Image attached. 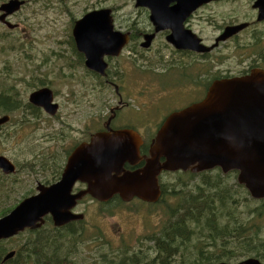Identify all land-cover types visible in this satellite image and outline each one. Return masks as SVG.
I'll return each instance as SVG.
<instances>
[{"label": "rangeland", "instance_id": "374dc122", "mask_svg": "<svg viewBox=\"0 0 264 264\" xmlns=\"http://www.w3.org/2000/svg\"><path fill=\"white\" fill-rule=\"evenodd\" d=\"M98 3L114 10L116 30L132 16V0H30L21 16L10 20L11 24H18L16 31L0 25V94L9 90L8 94L18 105L14 112L0 113V116L4 114L11 118L0 129V156L9 159L16 167L12 176H4L0 172V208L11 209L24 196L35 194L37 184L55 182L56 171L50 164L59 162L63 167L66 153L98 131L105 120V113L115 105L114 91L97 74L81 65L74 66L68 49L71 45L68 33L74 25L69 13L79 19L77 12ZM157 50L154 48L139 55L138 61L129 66L124 52L122 57L111 63L108 73L126 86L134 80L132 76H137L136 82L144 87L150 78L154 81L163 77L164 65L158 66L157 59L165 52ZM143 77L146 81L140 80ZM43 87L50 89L58 102L59 113L55 117H49L39 109L32 113L26 107L29 94ZM125 99L134 109L137 108L128 97ZM144 99L145 96L141 95L138 112L133 113L129 107L121 111L119 119L127 115L130 119L138 117L140 126L149 124L153 117L148 116L147 108L143 110L140 102ZM136 130L140 132L139 128ZM153 133L142 134L146 142ZM192 176L187 172L161 174L159 184L167 191L161 203L148 204L134 199L129 203L103 204L85 197L74 210L82 214L84 220L68 229L75 233L74 236L67 230L52 233L58 242L56 247L70 255L75 264H114L119 257L131 255H142L147 259L155 255L154 249L149 248L153 245L152 237L169 222L170 211L176 207L179 195L215 180L221 181L222 187L237 191V220L245 228L255 225L254 231L264 242L261 202L253 201L245 189L238 188L236 173L224 175L214 170L204 176ZM228 211L218 204L216 226L210 228L204 223L196 226L192 241L183 253L191 254L192 259L200 250H205V255H221L223 260L213 264H236L247 259L249 256L245 255H249L251 238L246 237L250 232L240 231L236 236ZM45 227L53 228L50 223ZM230 232L235 237H230ZM28 237L31 236L24 232L2 242L0 247L20 250ZM260 250L264 256V248ZM223 251L227 253L223 254ZM260 262L264 264V259Z\"/></svg>", "mask_w": 264, "mask_h": 264}, {"label": "water", "instance_id": "95a60500", "mask_svg": "<svg viewBox=\"0 0 264 264\" xmlns=\"http://www.w3.org/2000/svg\"><path fill=\"white\" fill-rule=\"evenodd\" d=\"M264 2V0H263ZM19 7L10 2L1 7L7 14ZM158 21V19H154ZM12 29L15 26L4 21ZM77 50L85 58V68L101 77L106 75L105 58L118 57L127 44L126 35L113 30L110 10L86 14L72 27ZM152 36H145L141 47L150 46ZM201 46V45H200ZM186 48L207 49L187 45ZM48 88L28 96V102L53 116L57 105ZM10 117H0V127ZM141 140L132 130H107L94 133L89 142L77 145L66 159L59 181L37 185L36 193L21 200L0 217V241L25 230H36L49 216L54 228L83 219L71 210L84 196L106 203L114 196L124 202L137 199L154 204L161 196L159 176L163 172L193 174L220 169L222 174L237 173V184L254 200L264 199V72L215 81L205 97L169 115L148 148L140 156ZM128 165L131 169H126ZM0 171L15 174V165L0 156ZM85 185L72 193L76 183ZM15 252H8L2 262ZM231 264V263H218ZM236 264H263L247 258Z\"/></svg>", "mask_w": 264, "mask_h": 264}, {"label": "flooded vegetation", "instance_id": "af4514ba", "mask_svg": "<svg viewBox=\"0 0 264 264\" xmlns=\"http://www.w3.org/2000/svg\"><path fill=\"white\" fill-rule=\"evenodd\" d=\"M132 1V16L124 21L119 30H116L113 24V30L126 35L127 44L118 57L105 58L108 68L102 80L114 91L116 101L115 105L112 104L114 106L108 109V113H105V120L96 132L132 130L140 136V156H148V148L165 119L201 101L215 81L246 76L254 70L264 72V2L263 0ZM10 2H14L19 7L4 18V21L11 24L10 20L20 17V13L27 7L30 0H0V9ZM99 10H110L112 21H114V10L106 6L102 7L101 3L85 6V10L77 12L76 15L81 19L86 14ZM3 14L4 11H0V17ZM69 14L74 23L79 20L73 13ZM4 21H0V25L6 29L16 31L18 28V24H14L15 27L10 29ZM68 35L71 40V45L68 47L70 60L74 66L85 67V58L77 50L72 31ZM145 36H152L148 48L141 47ZM187 45L207 50H192L186 48ZM154 48L158 49L157 52L159 50L165 52V55H160L157 59L158 66L164 65L162 78L154 81L150 78L146 81L143 77L140 80L146 81L144 87L136 82L137 76H132L135 81L133 80L129 86H126L124 82L119 84L111 78L108 69L113 61L122 57L124 52L127 53L126 62L129 66L130 63L134 64L138 61L139 55ZM141 95L146 98L140 102L144 107L143 110L147 108L148 116L153 117L149 120V124L140 126L138 117L130 119L127 115L119 119L121 111L129 107L133 113L140 110ZM125 97H128L130 102L132 100L137 108L134 109L132 105H129ZM52 102L57 105V111L50 117H55L59 113V105L54 95ZM30 107L45 113L41 108L33 105ZM136 128H139L141 133ZM149 133L153 135L146 142L142 134ZM90 136L82 142H88ZM79 144L66 153L64 162ZM125 167L128 168L127 165ZM55 171L59 179L62 169L59 175L56 168ZM84 187L85 185L77 183L72 193ZM75 209L76 207L72 211Z\"/></svg>", "mask_w": 264, "mask_h": 264}, {"label": "trees", "instance_id": "16d2710c", "mask_svg": "<svg viewBox=\"0 0 264 264\" xmlns=\"http://www.w3.org/2000/svg\"><path fill=\"white\" fill-rule=\"evenodd\" d=\"M5 92L6 93L4 94H0V113L7 114L18 110V105L16 103L17 101H15L8 94L9 90ZM26 107H28V110L32 113L37 111L36 108L30 107L29 105ZM50 165L57 169L59 175L61 164L59 162H52ZM214 170L220 171L219 169ZM214 170H211L210 172ZM187 173L193 177V174L189 172ZM206 173L207 172H204L198 175L204 176ZM238 188L244 190L242 186H239ZM205 189L214 192L209 193L207 190L205 191ZM160 190L161 197L158 200V203L163 202L165 192L167 193V191L164 190L163 185H160ZM173 192H175V190H173ZM244 192L248 195L245 190ZM181 194L183 195H179L176 207L170 211L171 218L169 222L164 224L163 227L152 237L153 245L149 248L154 249L155 255L148 256L147 259H143L141 257L142 255L121 256L114 264H213L215 263L214 261L223 260L220 259V257H222L221 255L219 257L213 256L211 254L205 255L203 253L206 252L205 250H200L198 255L193 259L191 254L187 253L186 255L183 253V250H185L192 241V235L194 234V229L196 226L203 223L210 228H214L216 226V213L218 211V204L221 208H224L227 211L229 210L227 212V216L229 221L233 223V231L236 236L240 231L245 230L250 232V235L246 237L248 239L251 238L250 248L248 249L249 255L245 256H249L247 258H254L259 261L264 259V256L260 250V248H264V242L261 241L254 231L255 225L245 228L244 224L237 220V208L235 207L236 202L239 200L237 191L224 188L222 187L221 181L218 182L215 180L209 184L204 182L202 186H197L196 190ZM28 196H30V194L24 197ZM243 199L245 200V198ZM259 201L261 202L260 207L264 210V199ZM111 202H118L120 204L122 203L117 197L112 198L108 203ZM229 203H232L230 205V209L228 206ZM13 207H11V209ZM11 209L0 208V217L6 215ZM259 214L260 211L258 212V215ZM48 223L52 224L49 217L45 218L44 225L39 229L25 231V233L31 237H28L27 241L22 245L20 250H11L15 251V254L5 263L2 262V258L10 250L0 247V264H75L70 255L62 253L59 247H56L58 242L54 235L61 230H67L69 235L74 236L75 233L68 229L73 228V225L81 224L82 221L70 223L58 229L54 227L47 229L45 226ZM52 233L55 234L53 235ZM234 233L230 232L228 235L230 237H235ZM21 235L22 234H19L18 236ZM2 242H0V245ZM223 252V254L227 253L225 251Z\"/></svg>", "mask_w": 264, "mask_h": 264}]
</instances>
